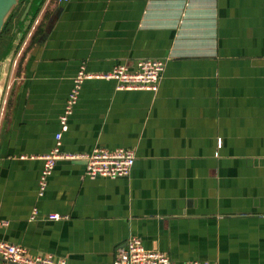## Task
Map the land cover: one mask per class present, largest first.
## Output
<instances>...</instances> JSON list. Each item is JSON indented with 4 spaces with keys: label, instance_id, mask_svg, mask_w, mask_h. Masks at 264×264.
Instances as JSON below:
<instances>
[{
    "label": "crops",
    "instance_id": "obj_1",
    "mask_svg": "<svg viewBox=\"0 0 264 264\" xmlns=\"http://www.w3.org/2000/svg\"><path fill=\"white\" fill-rule=\"evenodd\" d=\"M37 22L0 116V240L68 264H113L130 235L173 263L264 264V0H48ZM142 59L166 62L159 90L85 81L60 147L134 150L130 176L59 160L40 194L78 72Z\"/></svg>",
    "mask_w": 264,
    "mask_h": 264
},
{
    "label": "built area",
    "instance_id": "obj_2",
    "mask_svg": "<svg viewBox=\"0 0 264 264\" xmlns=\"http://www.w3.org/2000/svg\"><path fill=\"white\" fill-rule=\"evenodd\" d=\"M61 2L67 0H59ZM38 21V19H37ZM35 22L29 36L22 45L17 60L28 40L33 36L37 23ZM166 68V62L160 59L139 60L133 68L125 64L116 65L106 73H89L82 68L74 79V88L67 100L61 116V132L56 135V147L46 154L43 159L45 167L40 180V194L46 189L49 176L59 160H81L86 164L85 174L92 178L118 179L129 177L132 173L136 155L134 150L126 148L108 149L97 147L91 153H64L61 151L63 133L69 129V120L79 99L81 85L87 80L114 81L118 91H150L157 92ZM34 212V216L37 215ZM52 219L59 220L61 216L52 215ZM8 225V223H3ZM0 264H68L66 258L53 255L30 254L27 248L21 245L0 240ZM113 264H201L194 261L173 263L170 257L161 251L149 250L144 246L141 238L130 235L124 245L116 249Z\"/></svg>",
    "mask_w": 264,
    "mask_h": 264
},
{
    "label": "water",
    "instance_id": "obj_3",
    "mask_svg": "<svg viewBox=\"0 0 264 264\" xmlns=\"http://www.w3.org/2000/svg\"><path fill=\"white\" fill-rule=\"evenodd\" d=\"M47 1L0 0V116L18 53Z\"/></svg>",
    "mask_w": 264,
    "mask_h": 264
},
{
    "label": "trees",
    "instance_id": "obj_4",
    "mask_svg": "<svg viewBox=\"0 0 264 264\" xmlns=\"http://www.w3.org/2000/svg\"><path fill=\"white\" fill-rule=\"evenodd\" d=\"M8 27H7L6 31H5V34L9 33ZM0 43H1V40H0Z\"/></svg>",
    "mask_w": 264,
    "mask_h": 264
},
{
    "label": "rangeland",
    "instance_id": "obj_5",
    "mask_svg": "<svg viewBox=\"0 0 264 264\" xmlns=\"http://www.w3.org/2000/svg\"><path fill=\"white\" fill-rule=\"evenodd\" d=\"M0 46H1V43H0Z\"/></svg>",
    "mask_w": 264,
    "mask_h": 264
}]
</instances>
